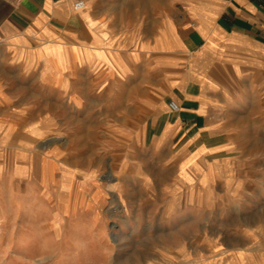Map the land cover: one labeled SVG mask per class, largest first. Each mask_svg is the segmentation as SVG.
Instances as JSON below:
<instances>
[{
  "label": "rangeland",
  "instance_id": "obj_1",
  "mask_svg": "<svg viewBox=\"0 0 264 264\" xmlns=\"http://www.w3.org/2000/svg\"><path fill=\"white\" fill-rule=\"evenodd\" d=\"M166 3L86 8L112 31L146 32ZM243 70L229 111L249 178L199 195L158 185L165 172L141 143L143 115L117 89L80 75L67 91L5 76L16 135L0 148V264H264V61Z\"/></svg>",
  "mask_w": 264,
  "mask_h": 264
},
{
  "label": "crops",
  "instance_id": "obj_2",
  "mask_svg": "<svg viewBox=\"0 0 264 264\" xmlns=\"http://www.w3.org/2000/svg\"><path fill=\"white\" fill-rule=\"evenodd\" d=\"M76 1L0 0V148L16 135L3 116L5 76L29 73L67 91L80 75L117 89L118 101L142 113L141 143L152 148L165 172L158 185L169 193L199 195L248 179L230 92L244 65L264 61V0H167L146 32L112 31L89 7L76 10Z\"/></svg>",
  "mask_w": 264,
  "mask_h": 264
},
{
  "label": "built area",
  "instance_id": "obj_3",
  "mask_svg": "<svg viewBox=\"0 0 264 264\" xmlns=\"http://www.w3.org/2000/svg\"><path fill=\"white\" fill-rule=\"evenodd\" d=\"M74 7L78 11L84 10L86 8V2L83 0H78L74 3ZM170 109L173 112H178L180 110V107L176 102H171L170 103Z\"/></svg>",
  "mask_w": 264,
  "mask_h": 264
}]
</instances>
